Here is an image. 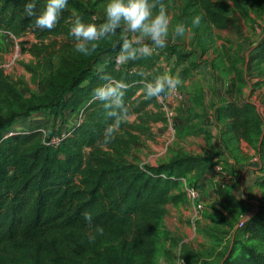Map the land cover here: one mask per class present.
<instances>
[{"label": "trees", "instance_id": "obj_1", "mask_svg": "<svg viewBox=\"0 0 264 264\" xmlns=\"http://www.w3.org/2000/svg\"><path fill=\"white\" fill-rule=\"evenodd\" d=\"M198 1L217 28L234 25L220 1ZM26 2L0 0V30L15 37L33 30L40 40L30 49L36 56L48 46L46 39H61L69 46L75 42L70 35L73 12L89 23L105 20L84 0H68L56 26L40 29L34 27L35 17L25 12ZM45 3L37 0V13ZM237 5L242 6L240 0ZM122 36L118 30L97 42L88 55L68 48L59 52L58 67L50 72L47 91L40 96H26L0 71V264H136L138 256L151 258L166 205L187 201L185 182L198 187L210 173L218 174L215 167L220 162L207 154L178 152L157 165L140 164L125 159L128 141L119 135L105 140L104 130L112 121L102 103L92 99L102 75L128 83L129 115L158 101L145 97L141 72L143 79L162 74L157 67L162 54L173 57L176 65L186 60L183 51L168 43L160 53L140 55L117 68ZM254 58L264 62V37ZM227 92L230 98L219 108V120L238 138L258 143L264 153V117L241 86L232 83ZM42 110L56 112L63 126L67 112L81 114L82 119L70 125L58 145L46 143L41 127L5 136L16 123ZM259 183L264 188V176ZM217 191L234 219L247 217L243 239L222 252L220 264H264V189L255 211H249L231 187L219 184ZM85 209L94 212L92 225L82 216ZM97 224L104 227L102 234L95 231Z\"/></svg>", "mask_w": 264, "mask_h": 264}, {"label": "rangeland", "instance_id": "obj_2", "mask_svg": "<svg viewBox=\"0 0 264 264\" xmlns=\"http://www.w3.org/2000/svg\"><path fill=\"white\" fill-rule=\"evenodd\" d=\"M84 1L96 11V16L105 18L107 0ZM213 1H220L222 8L234 18L232 27L217 28L198 0H153L157 6L155 11L161 3L168 11L171 21L168 43L186 54V60L179 65L173 57L167 59L162 54L157 67L162 73L179 75L187 115L178 113L173 133L157 101L140 113L125 116L113 135L128 141L130 149L125 152L128 161L157 165L178 152L207 154L219 161L227 175L233 178L213 172L202 181L198 187L204 209L198 218L187 201L168 203L161 220L162 233L156 254L151 258L138 256L134 260L136 264H200L204 261L220 264L222 252L244 236L238 228L239 222L220 200L217 179H223L237 195L241 193L239 196L249 211H255L262 196L264 188L259 182L264 176L263 148L228 132L218 118V110L230 98L227 90L234 83L243 88L264 117V62L254 58L257 45L264 37V0H240L241 7L237 0ZM196 14L202 17L199 25L191 23ZM177 23L187 26L183 38L174 35ZM45 43L48 46L36 56L30 49L34 44L40 45V40L33 30L20 37L0 30V71L26 96H40L47 91V78L58 67V53L67 48L72 51L75 42L69 46L61 39L57 42L46 39ZM165 49L153 47L152 52L160 53ZM199 98L201 103L197 101ZM35 114L16 123V131L32 126L41 127L50 136L59 135L78 123L80 115L67 112V125L63 126V118L57 117L56 112L42 110ZM254 156L258 157L257 162L251 161ZM252 165L260 174L253 184L245 185L243 181ZM183 189L185 191V186ZM196 256L199 261H194Z\"/></svg>", "mask_w": 264, "mask_h": 264}, {"label": "clouds", "instance_id": "obj_3", "mask_svg": "<svg viewBox=\"0 0 264 264\" xmlns=\"http://www.w3.org/2000/svg\"><path fill=\"white\" fill-rule=\"evenodd\" d=\"M37 0H27L24 5L28 16L35 17L34 27L40 29H53L63 11L68 6V0H46L45 6L37 13ZM156 4L153 0H107L105 7V20L103 23H89L76 15L70 28V35L74 38V49L77 53L88 55L95 51L97 42L115 35L118 30L124 35L119 44L115 57L117 68L129 61L136 60L138 56L151 55L153 47L164 48L168 43L170 33V17L167 9L161 3L159 10L155 11ZM94 19V18H93ZM201 15L196 14L191 23L199 25ZM185 23H177L173 29L174 35L183 38L186 34ZM140 83L146 98H159L166 92H173L182 83L179 75L169 72L158 74L150 79H143L145 73L141 72ZM103 83L93 89V100L102 103L106 116L111 118V123L104 130L105 140H111L116 127L128 115L125 103L126 90L129 85L125 80L117 79L111 75L101 76ZM84 220L93 224L94 212L85 209L82 213ZM95 231L102 234L104 227L95 225Z\"/></svg>", "mask_w": 264, "mask_h": 264}, {"label": "built area", "instance_id": "obj_4", "mask_svg": "<svg viewBox=\"0 0 264 264\" xmlns=\"http://www.w3.org/2000/svg\"><path fill=\"white\" fill-rule=\"evenodd\" d=\"M116 57V56H115ZM162 110L170 124L171 127V131L173 133H175L176 128H175V124H174V119L177 117L178 113L181 115H187V111H186V104H185V97L182 93V90L180 88V85L177 87V89L173 92H166L164 94H162L159 98H157ZM177 112V110H181ZM81 114L79 115V122L81 121ZM43 130V129H41ZM16 130L15 129H11L9 130L5 136H10L15 134ZM44 133V132H43ZM66 132H63L59 135H54V136H50L46 133H44V136L46 137V143L47 144H52V145H58L61 141V139L65 136ZM259 159L257 156H254L252 158V162H257ZM215 171L220 174L222 173L224 175V178H233V176L231 175H227V173L224 170V167L222 164H217L215 167ZM222 186L226 185V182H224L223 179H217ZM185 192H186V196H187V203L191 204L193 206L194 209V215L195 218L200 217V215L203 212L204 209V205H203V201H202V196H201V189L197 186H190V185H185ZM247 220V217H243L240 219L239 223H238V228L243 230L245 228V222Z\"/></svg>", "mask_w": 264, "mask_h": 264}, {"label": "crops", "instance_id": "obj_5", "mask_svg": "<svg viewBox=\"0 0 264 264\" xmlns=\"http://www.w3.org/2000/svg\"><path fill=\"white\" fill-rule=\"evenodd\" d=\"M35 115H36V114H35ZM35 115H34L33 118H35ZM26 125H27V126H28V125L30 126V122H27ZM26 129H27V128H26ZM256 169H257V167H255V166H253V165H252V167H249V168H248V170H247V175H246V179H244V181H243V182L245 183V185H251V184H253L255 181H257L258 175H259L260 173H259V171H257ZM245 170H246V169H243V172H244V173H245ZM247 181H248V182H247ZM239 195L241 196L242 194L239 193L238 196H239ZM240 196H239V197H240ZM256 203H257V202H256ZM256 203H255V204H256Z\"/></svg>", "mask_w": 264, "mask_h": 264}]
</instances>
